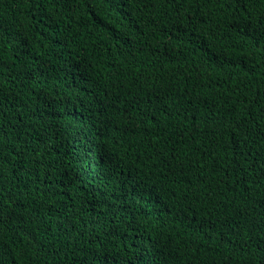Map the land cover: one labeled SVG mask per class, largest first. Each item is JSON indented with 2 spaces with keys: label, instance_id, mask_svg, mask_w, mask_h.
<instances>
[{
  "label": "trees",
  "instance_id": "1",
  "mask_svg": "<svg viewBox=\"0 0 264 264\" xmlns=\"http://www.w3.org/2000/svg\"><path fill=\"white\" fill-rule=\"evenodd\" d=\"M0 264H264V0H0Z\"/></svg>",
  "mask_w": 264,
  "mask_h": 264
}]
</instances>
